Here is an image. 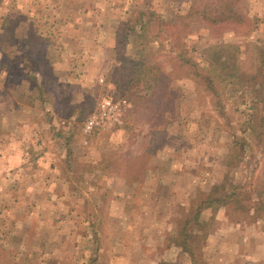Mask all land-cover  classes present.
Masks as SVG:
<instances>
[{
    "label": "rangeland",
    "instance_id": "obj_1",
    "mask_svg": "<svg viewBox=\"0 0 264 264\" xmlns=\"http://www.w3.org/2000/svg\"><path fill=\"white\" fill-rule=\"evenodd\" d=\"M0 264H264V0H0Z\"/></svg>",
    "mask_w": 264,
    "mask_h": 264
},
{
    "label": "built area",
    "instance_id": "obj_2",
    "mask_svg": "<svg viewBox=\"0 0 264 264\" xmlns=\"http://www.w3.org/2000/svg\"><path fill=\"white\" fill-rule=\"evenodd\" d=\"M127 108L125 101H117L109 96L103 98L95 113L84 124V132L88 134L94 129L121 125Z\"/></svg>",
    "mask_w": 264,
    "mask_h": 264
},
{
    "label": "trees",
    "instance_id": "obj_3",
    "mask_svg": "<svg viewBox=\"0 0 264 264\" xmlns=\"http://www.w3.org/2000/svg\"><path fill=\"white\" fill-rule=\"evenodd\" d=\"M211 204V203H210ZM198 215V214H197ZM190 254V253H189ZM192 262H194V256L190 255Z\"/></svg>",
    "mask_w": 264,
    "mask_h": 264
}]
</instances>
